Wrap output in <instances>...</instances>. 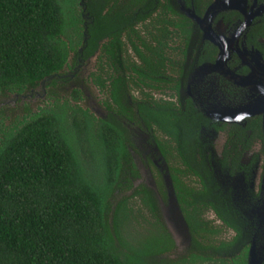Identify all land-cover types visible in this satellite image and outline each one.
Masks as SVG:
<instances>
[{"label": "trees", "instance_id": "trees-1", "mask_svg": "<svg viewBox=\"0 0 264 264\" xmlns=\"http://www.w3.org/2000/svg\"><path fill=\"white\" fill-rule=\"evenodd\" d=\"M190 31L187 17L152 0H0V94L54 86L71 55L75 67L97 50L103 67L94 81L107 94L106 118L66 101L14 123L0 114V264H247L246 246L216 238L209 208L240 232L211 203L209 172L190 165V125L168 106L148 118L175 139L185 170L199 179L178 198L190 235L184 252L169 257L174 243L149 190L139 184L123 196L139 177L126 126L130 92L140 95V125L148 120L143 88H155L167 49L178 33L185 49ZM143 207L153 218L144 235Z\"/></svg>", "mask_w": 264, "mask_h": 264}, {"label": "flooded vegetation", "instance_id": "flooded-vegetation-1", "mask_svg": "<svg viewBox=\"0 0 264 264\" xmlns=\"http://www.w3.org/2000/svg\"><path fill=\"white\" fill-rule=\"evenodd\" d=\"M152 1L187 17L191 31L185 49L181 33L174 38V47L167 49L172 63L168 61L165 74L151 82L155 88H143L147 122L136 124L135 100L140 95L130 92L129 133L134 127L142 130L146 182L140 181L138 170L129 194L139 184L149 190L167 230L164 206L172 213L169 201L174 200L180 210L183 191L198 188L199 179L185 170L175 139L148 118L151 108L168 106L174 118H184L190 125L187 140L194 154L190 165L209 172L206 186L211 203L240 232L237 236L209 208L207 218L219 231L216 238L249 250L253 226L264 231V0ZM132 149L131 145L137 168ZM225 231L231 237H224Z\"/></svg>", "mask_w": 264, "mask_h": 264}, {"label": "rangeland", "instance_id": "rangeland-1", "mask_svg": "<svg viewBox=\"0 0 264 264\" xmlns=\"http://www.w3.org/2000/svg\"><path fill=\"white\" fill-rule=\"evenodd\" d=\"M99 50H97L91 57L85 61H79L74 67L72 55L69 58L68 66L64 69V73L55 76L54 80L55 85L51 87L45 86V81L38 84L31 91L24 92L20 95L17 94H0V114L5 120L6 124L14 123L15 121L20 120L24 115L33 113L39 109L53 108L55 105L56 108L62 107L64 101H66L69 106H63L70 108L71 106H79L82 109H86L89 113L93 114L96 118H104L107 114V110L103 105V102L107 99V94L98 89L95 81L94 75H102L103 64L100 61ZM68 75V77H64ZM76 91H78L76 93ZM79 95V98L74 96ZM15 119V120H14ZM129 129V125H126ZM130 139L132 150H134V156L136 158L137 168L140 173V181L146 182L144 176V166L143 162V144H142V130L141 128L134 127L130 130ZM221 172L219 173V175ZM222 177V174L220 175ZM223 178V177H222ZM129 190L123 194V196H129ZM138 201H136L137 203ZM166 209L167 206H164ZM162 211V212H163ZM143 216L144 220L139 226V232L144 234H149L152 231L153 218L150 217V212L143 207ZM164 215V213H163ZM256 217V213H255ZM166 219V218H165ZM167 227L166 220L164 221ZM254 229L250 232V237L252 244L257 255L262 253L264 247V231L260 230L256 224L253 226ZM154 230V229H153ZM169 232V230H168ZM169 235L173 240L170 232ZM231 232H224V237H231ZM174 246L169 257L175 258L176 256L182 254L187 247L180 246L173 240ZM263 243V244H262ZM250 246V247H251Z\"/></svg>", "mask_w": 264, "mask_h": 264}, {"label": "water", "instance_id": "water-1", "mask_svg": "<svg viewBox=\"0 0 264 264\" xmlns=\"http://www.w3.org/2000/svg\"><path fill=\"white\" fill-rule=\"evenodd\" d=\"M192 16V15H190ZM170 210L172 213L167 212L166 208L163 213L164 217L166 218L167 227L168 230L173 238V240L178 244V241L180 243V246L183 245V247H188L190 238L188 233L187 225L182 217V214L174 200H170ZM264 255H257L254 248L251 246L248 250L247 255V264H261V261L263 259Z\"/></svg>", "mask_w": 264, "mask_h": 264}]
</instances>
